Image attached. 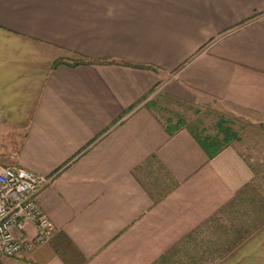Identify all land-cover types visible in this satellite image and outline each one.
Segmentation results:
<instances>
[{"label":"crops","instance_id":"obj_1","mask_svg":"<svg viewBox=\"0 0 264 264\" xmlns=\"http://www.w3.org/2000/svg\"><path fill=\"white\" fill-rule=\"evenodd\" d=\"M0 164L53 229L0 264H264V0H0Z\"/></svg>","mask_w":264,"mask_h":264},{"label":"built area","instance_id":"obj_2","mask_svg":"<svg viewBox=\"0 0 264 264\" xmlns=\"http://www.w3.org/2000/svg\"><path fill=\"white\" fill-rule=\"evenodd\" d=\"M50 178L20 166L0 164V258L27 254L51 238L52 224L36 200ZM27 225L32 226V235L26 234Z\"/></svg>","mask_w":264,"mask_h":264},{"label":"trees","instance_id":"obj_3","mask_svg":"<svg viewBox=\"0 0 264 264\" xmlns=\"http://www.w3.org/2000/svg\"><path fill=\"white\" fill-rule=\"evenodd\" d=\"M59 61H55L53 65L58 63ZM121 63L119 61L115 62L113 60H102V61H92L84 58L75 59L71 61V64H89V63ZM150 68H153L150 66ZM215 133L213 135H203L201 137H197V141L202 149L205 151L208 157L217 153L223 145H225L231 139L237 137L236 133L232 131L231 127L226 123L224 119L219 117L214 123Z\"/></svg>","mask_w":264,"mask_h":264},{"label":"rangeland","instance_id":"obj_4","mask_svg":"<svg viewBox=\"0 0 264 264\" xmlns=\"http://www.w3.org/2000/svg\"><path fill=\"white\" fill-rule=\"evenodd\" d=\"M169 107H170V105H169ZM161 108L162 107H159L160 110H158V113H161L166 118L167 117H170V118L173 117L174 119H176L177 115H175V113H167V109H161ZM191 112H192V110H190L189 113H188V110H185L184 113H178V117L180 118V120L183 123L191 124V126H194L196 123V125H197L196 127L201 129V131H202L201 133H203V132H205L207 134L215 133L214 123L218 119L219 113H209L210 115L208 117H206V116L202 117V114H200V113L196 114V113H191ZM231 129L233 132L238 131V129H239L238 123L234 122L233 125L231 126ZM240 134H242V133H240ZM191 264H208V262L200 261L197 263L193 262Z\"/></svg>","mask_w":264,"mask_h":264}]
</instances>
